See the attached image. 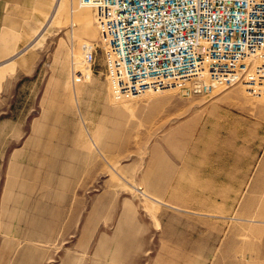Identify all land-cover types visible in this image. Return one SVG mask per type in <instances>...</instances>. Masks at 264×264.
<instances>
[{"label": "rangeland", "instance_id": "rangeland-1", "mask_svg": "<svg viewBox=\"0 0 264 264\" xmlns=\"http://www.w3.org/2000/svg\"><path fill=\"white\" fill-rule=\"evenodd\" d=\"M96 23L23 0L0 34V264H264V95L117 98Z\"/></svg>", "mask_w": 264, "mask_h": 264}, {"label": "built area", "instance_id": "built-area-1", "mask_svg": "<svg viewBox=\"0 0 264 264\" xmlns=\"http://www.w3.org/2000/svg\"><path fill=\"white\" fill-rule=\"evenodd\" d=\"M80 2L94 9L117 98L168 87L208 94L235 84L264 95V0ZM82 51L93 72L97 46L86 42Z\"/></svg>", "mask_w": 264, "mask_h": 264}, {"label": "crops", "instance_id": "crops-1", "mask_svg": "<svg viewBox=\"0 0 264 264\" xmlns=\"http://www.w3.org/2000/svg\"><path fill=\"white\" fill-rule=\"evenodd\" d=\"M23 0H0V34L12 28L14 20L20 19Z\"/></svg>", "mask_w": 264, "mask_h": 264}, {"label": "bare ground", "instance_id": "bare-ground-1", "mask_svg": "<svg viewBox=\"0 0 264 264\" xmlns=\"http://www.w3.org/2000/svg\"><path fill=\"white\" fill-rule=\"evenodd\" d=\"M81 3V2H80ZM84 8H87V7H89V6H85V5H83V4H81ZM90 8V7H89ZM96 21V20H95ZM96 25H97V27H98V31H99V33H100V29H99V26H98V24L96 23ZM100 36H101V33H100ZM233 86V85H232ZM159 91H161V90H159ZM163 91V90H162ZM150 94H152V92H150L149 94H148V96L150 95Z\"/></svg>", "mask_w": 264, "mask_h": 264}]
</instances>
